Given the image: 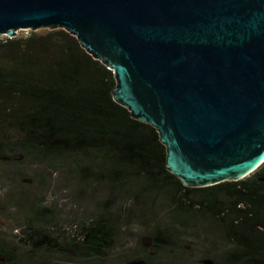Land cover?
<instances>
[{
    "label": "trees",
    "instance_id": "1",
    "mask_svg": "<svg viewBox=\"0 0 264 264\" xmlns=\"http://www.w3.org/2000/svg\"><path fill=\"white\" fill-rule=\"evenodd\" d=\"M114 86L113 73L63 29L0 41V128L7 125V151L63 169L78 198H92L98 208L89 220L71 223L70 235H61L56 248L46 240L51 222H42L51 210H28L26 223L44 230L43 252L59 254L44 264H104L117 234L135 225L219 232L264 248V164L238 181L184 186L166 169V148L156 130L115 102ZM141 263L174 264L162 257Z\"/></svg>",
    "mask_w": 264,
    "mask_h": 264
},
{
    "label": "water",
    "instance_id": "2",
    "mask_svg": "<svg viewBox=\"0 0 264 264\" xmlns=\"http://www.w3.org/2000/svg\"><path fill=\"white\" fill-rule=\"evenodd\" d=\"M57 29L113 73L184 186L264 164V0H0V35Z\"/></svg>",
    "mask_w": 264,
    "mask_h": 264
},
{
    "label": "rangeland",
    "instance_id": "3",
    "mask_svg": "<svg viewBox=\"0 0 264 264\" xmlns=\"http://www.w3.org/2000/svg\"><path fill=\"white\" fill-rule=\"evenodd\" d=\"M28 32L18 31L16 35H26ZM5 38L0 35V41ZM0 144L1 236L7 238L19 234V228L26 224L28 210L34 206L51 210L42 222L56 223L58 241L61 235L64 238L70 235L71 223L86 221L95 215L98 208L92 203V198H78L73 181L63 169L25 158L20 152L7 151V125L0 128ZM43 254V262L46 258L49 260L50 256L59 257V254H51L50 251ZM147 257H162L174 264H215L233 257L264 259V248L219 232L148 231L135 225L117 234L104 264H144L141 261ZM27 260L39 264L42 255L40 253L38 257ZM55 264L61 263L56 260Z\"/></svg>",
    "mask_w": 264,
    "mask_h": 264
},
{
    "label": "flooded vegetation",
    "instance_id": "4",
    "mask_svg": "<svg viewBox=\"0 0 264 264\" xmlns=\"http://www.w3.org/2000/svg\"><path fill=\"white\" fill-rule=\"evenodd\" d=\"M31 223H26L24 226L19 228V234L12 235L7 238H4L0 235V264H3L7 259V264H11L13 258L15 264H32V262L27 263L28 256L34 254L33 248L36 247L37 252L35 253V257H38L41 253L42 261L39 264H44L43 262V249L42 244L44 241H51L56 248L58 244V228L56 223H51L52 227L47 230V239L44 240V234L42 233L44 230L41 225V229L31 228L29 225ZM47 223L46 225H48ZM7 239V240H6ZM28 246L30 248H28ZM39 248V250H38ZM9 259V260H8ZM33 259V258H32ZM31 261V260H30ZM56 261L54 262V264Z\"/></svg>",
    "mask_w": 264,
    "mask_h": 264
}]
</instances>
